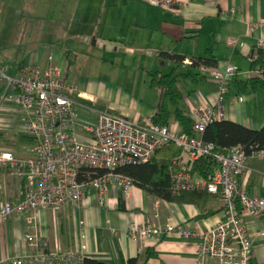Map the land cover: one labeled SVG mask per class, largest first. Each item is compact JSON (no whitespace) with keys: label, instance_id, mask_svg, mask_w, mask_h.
<instances>
[{"label":"crops","instance_id":"obj_1","mask_svg":"<svg viewBox=\"0 0 264 264\" xmlns=\"http://www.w3.org/2000/svg\"><path fill=\"white\" fill-rule=\"evenodd\" d=\"M179 1L186 2L180 15L153 6L147 0H13V3L0 0V9L8 8V4L16 6V10H6L11 11L10 14L0 12L5 16L0 17V31L12 37L10 40L16 38L19 44L16 62L12 63L13 59L7 57L0 66L16 68V73L25 65H37L45 70L51 66L53 56V64L81 90L83 98L80 100L137 123H146L162 108L174 111L164 87L152 83L153 73H170L162 68L173 67L172 55L184 58L186 68L196 59L213 57L217 67L211 69L225 72L232 64L237 69L234 77L227 82L224 92L222 84L214 78H203L199 82L184 79L181 81V89L186 94L183 107L194 115L193 109L199 104L221 106L222 102L226 118L221 120L234 121L254 130L263 128L264 89L239 88L235 79L248 80L258 74L252 70L250 56L256 49L264 48V0ZM8 16L15 19L8 20ZM256 57L257 53L254 59ZM107 73L112 76H106ZM120 75L128 79L127 86L118 81ZM241 96L244 101H240ZM80 116V122L94 120L87 112ZM7 121L16 125V143L21 140L20 133L25 137L20 148L6 146L4 149L12 148L24 155L34 142L31 143L30 136L24 132L21 113L16 109V121ZM3 123L0 122V126L7 125ZM168 125L174 133L183 131L175 114L170 115ZM243 151L246 153L244 148ZM259 151L262 150L246 153L248 169L240 182L249 194L263 196L264 154L260 155ZM182 161L188 165L195 184L201 185L208 175L204 176L196 167L199 160L193 161L184 155ZM15 185L17 193L20 185L17 179H9L7 188L14 189ZM192 188L207 191L206 201H170L134 183L127 195L112 182L105 206L99 203L97 191H88L78 206L65 205L52 219L47 218L52 210H36L33 217L36 223L31 231L42 234L50 241L52 249L58 242L64 249H81L85 258L110 263L124 264L139 258L140 264H198L197 241L178 234L176 228H211L224 218V204L218 195L207 189ZM237 210L243 217L240 206ZM245 221L255 240L249 264H264L262 221L248 216ZM147 222L173 226L174 230L145 247L130 237L128 230L133 223ZM22 239L25 251L17 252L16 256L31 253L24 234Z\"/></svg>","mask_w":264,"mask_h":264},{"label":"built area","instance_id":"obj_2","mask_svg":"<svg viewBox=\"0 0 264 264\" xmlns=\"http://www.w3.org/2000/svg\"><path fill=\"white\" fill-rule=\"evenodd\" d=\"M147 1L176 15L183 14L186 3ZM50 62L51 66L45 70L37 65H25L17 73L16 68L0 66V109L5 103L11 105L12 111L17 109L21 113L24 132L34 139L24 155L14 149L0 150V225L11 215L30 210L50 209L56 214L65 205L78 206L88 191H97L99 203L105 206L112 182L130 195L132 180L116 170L148 162L158 150L174 142L182 149V155L174 160L180 169L173 177V192L202 187L218 195L224 204V218L211 228L200 230L179 226L176 231L197 241L198 264H249L255 240L249 234L245 217L262 221L260 236L264 248V195L249 194L241 186L240 178L248 169V155L242 146L220 152L203 138L211 123L226 118L223 103L221 106L203 103L193 109L195 134L174 133L169 125L157 123L153 117L146 123H137L86 104L80 100L83 98L81 90L53 64V56ZM236 70L232 64L225 72L201 68L203 75L222 84V92ZM240 101H244L243 96ZM82 112L91 114L94 120L80 122ZM258 153L263 155L264 151ZM184 155L193 161L214 157L219 167L201 185L195 184L188 165L182 161ZM100 170L106 172L98 174ZM9 179L20 182L17 193L15 188L12 195L7 188ZM173 230V226H158L152 222L133 223L128 234L147 247L152 240L162 239ZM24 242L30 254L4 258L0 264H85L81 249H64L58 242L52 249L49 240L30 228L24 234Z\"/></svg>","mask_w":264,"mask_h":264},{"label":"trees","instance_id":"obj_3","mask_svg":"<svg viewBox=\"0 0 264 264\" xmlns=\"http://www.w3.org/2000/svg\"><path fill=\"white\" fill-rule=\"evenodd\" d=\"M256 53L258 58L256 57L254 59ZM171 57L175 62L170 69L171 72L153 73L152 83L154 82L155 85H162L164 87L166 96L174 106V111L162 108L160 113L154 117V120L157 123L168 125L170 115L175 114L176 119L182 124L183 132L195 134L193 130L194 117L191 111H187L182 105L186 94L181 89V81L183 82L186 79L199 82L203 78H212L208 75H203L201 68H215L217 67V60L213 57L196 59L192 62L191 66H187L186 68L184 58L175 55ZM250 59L252 62V70L258 72V74L248 80L234 78L237 87H250L253 91L264 89V48L256 49L255 53L250 56ZM19 136H21V140L18 143H16L14 138L13 140L6 138L5 142L0 143V145L20 148L23 145L22 140L25 134L20 133ZM203 138L205 141L213 143L216 150H220V152L228 150L235 145H241L247 154H251L254 150H264V127L259 130H254L230 120H217L211 123L204 132ZM29 140L31 143L34 142L31 136ZM181 155L182 149L179 146L174 142L168 143L162 149L158 150L155 156L148 162L126 165L118 168L116 172L130 178L134 184L148 190L154 196L163 199L170 201H186L189 199L202 202L206 201L209 195L207 191L189 188L179 193L173 192V177L180 169L174 163V159ZM196 167L202 171L204 176H207L219 167V162L214 157H202L196 162ZM105 172L106 170H100L98 174H104ZM91 175L95 176L96 174L91 173ZM85 264L117 263H110L99 258L86 256ZM124 264H140V260L139 258H132Z\"/></svg>","mask_w":264,"mask_h":264},{"label":"rangeland","instance_id":"obj_4","mask_svg":"<svg viewBox=\"0 0 264 264\" xmlns=\"http://www.w3.org/2000/svg\"><path fill=\"white\" fill-rule=\"evenodd\" d=\"M10 1H12L13 3V0H10ZM7 6L8 8H1L0 12H4L9 9L12 11L16 10V6L9 7L10 4H8ZM6 12L10 14L11 11H6ZM0 17L5 18V16L2 14L0 15ZM7 19L14 20L15 18L12 16H8ZM11 38L12 37L8 36L4 31H0V62H3V61L5 62L7 57H9L10 59H13L12 63L16 62V47H18L19 44H16V38L13 40H10ZM18 50L20 51V49ZM12 63H9V64H12ZM162 69H166V71L170 70V68L167 69L166 67ZM127 72L129 73L128 70ZM106 76H112V75L110 73H107ZM122 76H123V73H122ZM118 81L123 82L126 86L128 85L127 84L128 79L125 78L124 80V77H121V75H120V78H118ZM169 106H172V105L169 104ZM10 119H14L16 121V112H12L11 105L7 103L1 104L0 120L2 121L0 122L4 121L3 124H7V125L0 126V132H2V134H0L1 135L0 143H4L6 138L8 140H13V138L16 137L15 135L17 131L16 125L15 126L10 125L12 121L11 122L7 121ZM174 119L175 118L172 117V120ZM5 147L6 146L0 145V149H4ZM14 187L16 188V185ZM14 189H10L9 191L10 195L13 194ZM34 212L35 211L30 210L23 214L11 215L6 222L0 225V259L11 256V255H16L17 252L25 251V248L22 247V243H23L22 236L23 234H25L24 232L27 231V228L31 229V227L35 225L36 222L34 221L33 217H35L36 214ZM52 215L53 217H55L53 213H49V215L47 214V218L49 216V218L51 217L52 219ZM31 218L33 219L32 222L29 221V219Z\"/></svg>","mask_w":264,"mask_h":264},{"label":"bare ground","instance_id":"obj_5","mask_svg":"<svg viewBox=\"0 0 264 264\" xmlns=\"http://www.w3.org/2000/svg\"><path fill=\"white\" fill-rule=\"evenodd\" d=\"M85 195V194H84ZM84 197V196H83ZM134 224H138V225H142V224H139V223H134Z\"/></svg>","mask_w":264,"mask_h":264}]
</instances>
